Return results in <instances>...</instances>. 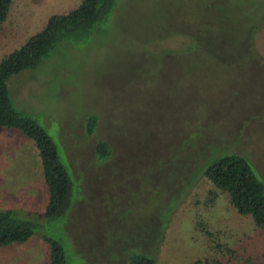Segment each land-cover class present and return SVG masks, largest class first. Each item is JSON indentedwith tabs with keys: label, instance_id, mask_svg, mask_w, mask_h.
<instances>
[{
	"label": "rangeland",
	"instance_id": "374dc122",
	"mask_svg": "<svg viewBox=\"0 0 264 264\" xmlns=\"http://www.w3.org/2000/svg\"><path fill=\"white\" fill-rule=\"evenodd\" d=\"M81 1L11 0L0 60ZM259 49L264 0H117L85 40L10 76L14 107L46 129L74 182L62 223L39 225L38 150L0 127V210L37 223L28 241L0 247V264H49L44 234H63L67 264H128L133 251L156 264H264V233L198 172L234 153L264 182Z\"/></svg>",
	"mask_w": 264,
	"mask_h": 264
},
{
	"label": "trees",
	"instance_id": "16d2710c",
	"mask_svg": "<svg viewBox=\"0 0 264 264\" xmlns=\"http://www.w3.org/2000/svg\"><path fill=\"white\" fill-rule=\"evenodd\" d=\"M116 1L82 0L67 12L52 14L41 30L0 60V127L17 129L32 139L41 162L47 203L39 225L62 223L72 203L73 177L69 166L67 168L61 160L58 147L46 129L37 120L20 113L14 107L7 80L23 70L38 67L58 43H79L85 40L97 25L108 19ZM10 5L11 0H0V23L6 20ZM259 51L264 53V50ZM96 124L94 115L87 116L86 134H92ZM93 150L100 160L107 159L111 154V148L106 141H98ZM199 167L198 172L227 195L236 212L242 216H250L255 226L264 233V182L251 162L245 156L233 153L213 160L206 167L203 164ZM192 169L194 170V167ZM192 180L194 183L193 178ZM36 228L35 221L0 210V247L28 241ZM42 239L48 248L49 264H67L68 254L63 234L57 237L44 234ZM150 255L133 251L128 257V264H156L154 257Z\"/></svg>",
	"mask_w": 264,
	"mask_h": 264
}]
</instances>
